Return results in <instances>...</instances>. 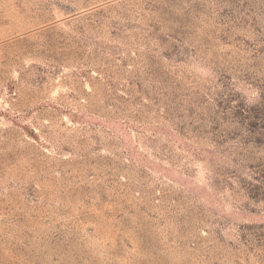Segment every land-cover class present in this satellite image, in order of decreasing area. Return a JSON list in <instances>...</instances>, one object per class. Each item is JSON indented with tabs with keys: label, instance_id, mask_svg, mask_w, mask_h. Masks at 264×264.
Instances as JSON below:
<instances>
[{
	"label": "rangeland",
	"instance_id": "374dc122",
	"mask_svg": "<svg viewBox=\"0 0 264 264\" xmlns=\"http://www.w3.org/2000/svg\"><path fill=\"white\" fill-rule=\"evenodd\" d=\"M0 264H264V0H0Z\"/></svg>",
	"mask_w": 264,
	"mask_h": 264
}]
</instances>
